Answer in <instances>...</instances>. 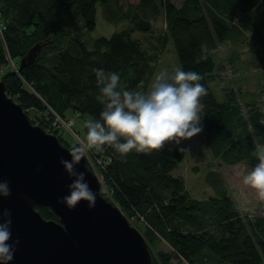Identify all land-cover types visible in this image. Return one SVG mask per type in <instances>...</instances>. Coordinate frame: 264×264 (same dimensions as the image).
Masks as SVG:
<instances>
[{"label":"trees","instance_id":"obj_1","mask_svg":"<svg viewBox=\"0 0 264 264\" xmlns=\"http://www.w3.org/2000/svg\"><path fill=\"white\" fill-rule=\"evenodd\" d=\"M99 6L105 20L122 28L88 37ZM37 43L35 60L14 70L11 62L19 66ZM169 43L181 69L203 77L207 94L200 98L199 126L212 157L254 168L256 146H264V86L260 91L257 76L264 68V0H0V67L9 66L1 76L7 93L69 148L76 144L63 137L57 117L72 112L99 120L104 107L94 69L119 73L121 89L146 92ZM225 67L237 77L226 80ZM246 71H253L247 76L253 91L247 78L238 77ZM93 151L113 203L140 222L153 264H264V214L240 212L218 169L207 174L214 194L193 197L184 178L173 175L186 156L182 142L151 154L133 150L121 156L107 145ZM36 208L59 220L51 207ZM163 242L171 249H157Z\"/></svg>","mask_w":264,"mask_h":264},{"label":"water","instance_id":"obj_2","mask_svg":"<svg viewBox=\"0 0 264 264\" xmlns=\"http://www.w3.org/2000/svg\"><path fill=\"white\" fill-rule=\"evenodd\" d=\"M40 48L35 44L20 59L18 71ZM68 149L57 134L31 120L0 79V180L11 189L10 196L0 198V213L11 212L9 243L19 241L9 264H153L144 234L100 191L102 181L87 156L76 168L97 193L95 207L87 201L74 209L59 203L74 179L60 162L71 160ZM37 205L51 207L59 220L45 218Z\"/></svg>","mask_w":264,"mask_h":264},{"label":"clouds","instance_id":"obj_3","mask_svg":"<svg viewBox=\"0 0 264 264\" xmlns=\"http://www.w3.org/2000/svg\"><path fill=\"white\" fill-rule=\"evenodd\" d=\"M94 72L100 90L97 100L104 105L100 119L85 122L86 140L78 141V145L67 150L71 160L60 161L69 177L74 178L67 185L69 194L59 201L69 209L81 201H87L89 208L96 205L97 193L89 187L85 173L76 168L90 150L99 153L107 145L121 156L133 150L151 154L170 142L179 145L202 131L200 98L207 94V89L200 83L203 77L199 73L180 68L171 74L161 71L145 92L121 89L119 73L103 69H94ZM139 87L143 89V81ZM254 155L258 163L243 176L242 182L264 201V146L258 144ZM10 195L8 181L0 180V198ZM11 224V212L4 210L0 213V264H9L19 243L18 240L9 243Z\"/></svg>","mask_w":264,"mask_h":264},{"label":"rangeland","instance_id":"obj_4","mask_svg":"<svg viewBox=\"0 0 264 264\" xmlns=\"http://www.w3.org/2000/svg\"><path fill=\"white\" fill-rule=\"evenodd\" d=\"M100 11L101 6H99V11L97 14V25L93 30L87 33L88 37L97 38L100 36H110L115 30L122 28V23L113 24L105 20L103 16L100 15ZM74 24L78 25L80 23L74 22ZM226 48L227 46H223L220 50H225ZM219 54L221 57L223 56L222 51ZM17 64L18 63L16 62H11L12 68L16 71H18L19 67L17 66ZM8 67H0V79L2 74L9 70ZM177 68L181 69V64L179 62L173 44L169 43V45L161 53V56L155 68L154 75L151 78V81L149 82L148 90H150L151 84L154 82L155 76L157 74L165 70L171 74L174 73L175 69ZM227 70H229V67L224 68V76L226 80H233L237 77L235 76V73H230ZM252 75L253 71H251V74L249 71H246V73H240L238 77L242 76L244 78H247L244 83H248L249 78L250 76L252 77ZM257 76H259V81L261 82V91L262 87L264 86V68L258 70ZM254 88V84L249 82L248 90L253 91ZM68 116L69 117H64V119L60 122L61 126L59 129L61 130L63 137L68 142L78 145V141L86 140L87 128L84 125L87 121L86 118L88 117L81 118L72 112ZM181 142L186 148V156L183 161L179 163L178 168L173 171V175H181L184 178L186 187L193 197L198 199H205L210 195L214 194L213 189L207 181V174L210 168L218 169L225 181V185L228 189V194L235 200L240 212H242L243 214H264V201H260L256 195L255 190L245 186L242 182L243 176L250 172L253 169L252 167L242 163L234 165L222 163L220 164L218 159H214L212 157L210 150L205 142V139L201 135V132L194 135L190 139H185ZM87 157L89 159V165L92 166L91 168L94 169V171L97 173L100 180L102 181V193H104V196L107 199L114 202L113 198L109 194L107 186L104 184L105 181H103V177L100 176L101 161L99 160V157L93 150H90L88 152ZM129 221L138 229L140 228V222L134 219H129ZM158 248L163 250L171 249L170 246L165 242L159 244L157 249Z\"/></svg>","mask_w":264,"mask_h":264},{"label":"built area","instance_id":"obj_5","mask_svg":"<svg viewBox=\"0 0 264 264\" xmlns=\"http://www.w3.org/2000/svg\"><path fill=\"white\" fill-rule=\"evenodd\" d=\"M58 119H57V121H56V126H57V128H60V122L63 120V118H60V117H57ZM94 170V169H93Z\"/></svg>","mask_w":264,"mask_h":264}]
</instances>
